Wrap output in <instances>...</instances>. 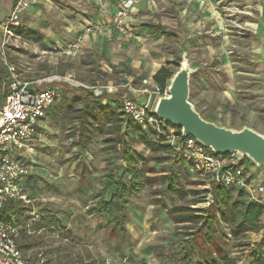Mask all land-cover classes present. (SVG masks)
<instances>
[{
	"label": "rangeland",
	"instance_id": "obj_1",
	"mask_svg": "<svg viewBox=\"0 0 264 264\" xmlns=\"http://www.w3.org/2000/svg\"><path fill=\"white\" fill-rule=\"evenodd\" d=\"M51 1L24 12L21 28L38 34L29 39L17 31L18 47L6 52L27 80L74 85L57 86L61 96L39 121L26 148L28 171L21 183L25 199L4 210L18 227L17 241L27 264H202L208 254L255 264V257L264 258V230L260 222L256 228L244 222L249 200L237 190L227 203V219L215 220L210 243L200 220H175L174 207L190 206L201 216L202 210H215L210 206L214 196L208 192L213 183L187 155L164 147L169 140H159L145 127L135 126L133 133L144 136V142L130 141L122 103L123 97L131 96L155 110L171 79L162 92L153 71L165 66L175 74L186 53L194 69L190 100L196 109L217 124L247 125L264 134V12L259 0H192L191 5L188 0H150V6L134 15L126 33L109 28L111 12L121 0ZM157 22L167 25L168 35L146 28ZM97 24L103 27L85 32ZM83 37L76 58L61 54L66 43ZM8 82L0 58L1 106ZM127 83L132 90L123 88ZM108 84L117 91L107 92ZM78 86L107 94L101 104H110L111 117L84 124L90 131L75 117L82 106L91 104ZM115 95L119 101L110 102L108 97ZM82 130L87 137L80 136ZM117 133L125 134L129 149L142 155V185L128 200L120 230L92 211L100 198L110 197L106 175L113 170L121 174L126 165L118 151L122 145L112 139ZM243 161L254 183L264 184L259 177L264 167L247 156ZM169 175L177 177L180 191L170 189Z\"/></svg>",
	"mask_w": 264,
	"mask_h": 264
},
{
	"label": "built area",
	"instance_id": "obj_2",
	"mask_svg": "<svg viewBox=\"0 0 264 264\" xmlns=\"http://www.w3.org/2000/svg\"><path fill=\"white\" fill-rule=\"evenodd\" d=\"M41 0H16L11 12L0 21V58L9 76L5 102L0 106V214L10 203L25 199L22 192V180L28 166L24 156L28 143L34 137L39 121L48 113L61 93L57 86L44 78L27 80L22 77L18 67L7 57V49L18 47L21 17L32 5ZM138 0H122L114 13L109 27L121 33L129 31L127 17L130 8ZM103 24L86 27V31L101 29ZM81 38L66 43L60 50L68 59L77 57L81 48ZM123 88L131 89L130 84ZM106 91L115 93L113 84ZM132 90V89H131ZM148 91L146 90H143ZM99 91L97 94H101ZM167 94V91L165 92ZM136 95V94H135ZM137 96V95H136ZM123 110L135 122L153 126L160 134L166 135L170 148L177 153L187 155L188 161L207 176L209 184H220L243 190L248 199L263 207L260 223L264 230V184L254 183L247 170L243 157L237 152L215 154L212 149L192 136L182 134L181 128L161 120L148 103L139 102L133 97H123ZM18 227L13 222L0 219V264H27L17 241Z\"/></svg>",
	"mask_w": 264,
	"mask_h": 264
},
{
	"label": "trees",
	"instance_id": "obj_3",
	"mask_svg": "<svg viewBox=\"0 0 264 264\" xmlns=\"http://www.w3.org/2000/svg\"><path fill=\"white\" fill-rule=\"evenodd\" d=\"M17 31L21 33L24 37L29 39L32 38L34 34H38L36 30L26 27L25 28L20 27ZM36 39H39V37H37ZM173 75H174L173 72L168 70L165 66H162L153 75V81L154 83H156L158 88L163 92L167 89V80L171 79ZM47 84H51L53 86H65V85L74 86L65 81H60V82L51 81L49 83H45L44 87ZM77 89L83 91L85 93V98L91 103L89 105L82 106V108L78 111V115L75 116L79 120V122H81L82 129H86L84 127V124L91 123V119L92 120L102 119V117L104 116L111 117L108 116L109 112L107 111V109L110 107L109 106L110 104L108 103L105 106L101 104L102 99L107 94L105 95L103 94V92L101 94H95L93 90H89L82 86L81 87L78 86ZM108 98L110 99L109 100L110 102L119 101V97L116 95L115 98L113 99L112 96ZM74 100H76V98ZM99 106L101 108H99ZM101 112H103V114H101ZM123 113L127 116L125 127H126V131H128L131 135L130 141H136V142L145 141L144 136L135 137V135L133 134L135 131L134 130L135 126L140 128L145 127L144 128L145 131L150 130L151 132H153V134L157 136L159 140H165L164 135L160 134L153 126L149 124L144 126L138 122H135L130 116H128L124 112V110ZM87 129L86 131H90L89 129L88 130ZM118 133H119V129H118ZM118 133L112 139L116 145H122L120 148H118V151L120 152V158H122L125 161L126 165L123 166L121 174H117V172L113 170L106 175L108 186L110 188V197L109 199L100 198L98 200V204L92 208V211L95 214H99L107 217L109 219V222L113 223L114 226L120 230L125 225L128 200L130 197H132L139 191L142 185V181L140 180V177L142 175V169L138 165V161L142 159V155L139 152H135L129 149L130 146L129 143L126 142L125 134L123 136V135H119ZM81 135L87 137L88 133L82 130L80 132V136ZM82 146L86 147V144H83ZM164 147H166L167 149H171L169 144H165ZM169 178H171L170 189L174 191H180L179 187L177 186L178 185L177 177L169 175ZM234 191H236L235 188L220 184H213L212 188L208 190V192H210L214 196L213 202L210 203V206L214 205L215 210L213 208L212 210L211 208L202 210L205 212V214L201 216L199 214H195V211H199V210H192L193 208H191L190 206H179V207H174L171 210V213L175 217V220L177 221L200 220L201 221L200 229L203 232V235L207 240V242L210 243L211 237L216 230L215 220L218 217H220L223 220L227 219L226 217L227 203L231 199L232 192ZM237 192L239 195L246 196V193L243 190H237ZM195 201H196L195 203L201 202L202 199L200 198ZM4 210L0 214V219L14 223L12 218L7 213H5ZM184 210H188L189 212H184ZM262 211H263V207L261 204L249 200V202H247V204L245 205L244 222L251 228L258 227V224H260L259 222ZM208 256L209 257H207L205 262L202 264H238L237 262H235L234 260H232L227 256L220 257L219 259H217L216 257L213 258L211 254H208ZM187 257L188 256H185V258ZM254 261L255 264H264V258L262 257H258V258L255 257Z\"/></svg>",
	"mask_w": 264,
	"mask_h": 264
},
{
	"label": "water",
	"instance_id": "obj_4",
	"mask_svg": "<svg viewBox=\"0 0 264 264\" xmlns=\"http://www.w3.org/2000/svg\"><path fill=\"white\" fill-rule=\"evenodd\" d=\"M192 73L194 69L184 54L179 69L170 80L167 94L160 96L157 102L155 114L180 127L183 135L196 138L215 154L237 152L264 167V134L247 125L228 127L203 117L190 100Z\"/></svg>",
	"mask_w": 264,
	"mask_h": 264
},
{
	"label": "crops",
	"instance_id": "obj_5",
	"mask_svg": "<svg viewBox=\"0 0 264 264\" xmlns=\"http://www.w3.org/2000/svg\"><path fill=\"white\" fill-rule=\"evenodd\" d=\"M15 1H16V0H0V21H1L6 15H8V14L11 12L12 7H13ZM147 1H150V0H141V1L138 3V5H137V4L135 5V3H134V4L132 5V7L130 8L129 13H128V17H127V23H128V25H129L130 28H132V27H131V24H133V21L135 20L134 15L138 14V13L141 11V9H142L145 5L148 4ZM162 1H164V0H162ZM185 1H187V0H185ZM121 2H122V0H121ZM187 2H189L190 5L192 4V0H188ZM49 3H52V1H51V0H41L39 3H36V4L32 5V6H30L29 8H32L33 6H37V5H39V4H47V5H48ZM136 3H137V2H136ZM148 5H149V4H148ZM258 5L261 6V11L264 12V1L261 2V0H259V4H258ZM149 6H150V5H149ZM118 7H119V5L115 8V10H114L113 13L111 12V17H109V21H110V22H112V20H113V16H114V13L116 12V10H118ZM29 8H28V9H29ZM113 8H114V7H113ZM210 9H211L212 11H214L212 8H210ZM214 13H215V12H214ZM110 22H109V23H110ZM109 28H110V27H109ZM146 28L152 30L155 34H160V35H168V34H169V33L167 32V25L164 24V23H162V22L146 24ZM110 29H112V30H114V31H116V32H120V31L116 30L114 27H111ZM85 32H86V33H90V34H92L93 31H86V30H85ZM120 33H121V32H120ZM84 41H85V37H83L81 47H82ZM263 47H264V43H263ZM81 49H82V48H80V51H82ZM184 54H185V57H186V53H184ZM183 57H184V56H183ZM189 63H190V62H189ZM160 68H161V67H157V68L155 69V71H153V74L156 73ZM197 110H198V109H197ZM198 111H199V110H198ZM199 112L201 113V111H199ZM201 115H202V113H201ZM202 116H203V115H202ZM203 117H205V116H203ZM205 118H206V117H205ZM206 119H208V118H206ZM208 120H211V119H208ZM211 121H212V120H211ZM234 128H236V127H234ZM259 177L262 178V179H264V168H260V169H259Z\"/></svg>",
	"mask_w": 264,
	"mask_h": 264
}]
</instances>
